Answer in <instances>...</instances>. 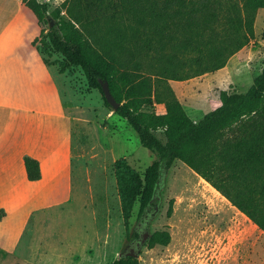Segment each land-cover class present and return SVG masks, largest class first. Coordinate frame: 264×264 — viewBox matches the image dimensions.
<instances>
[{"label": "trees", "instance_id": "16d2710c", "mask_svg": "<svg viewBox=\"0 0 264 264\" xmlns=\"http://www.w3.org/2000/svg\"><path fill=\"white\" fill-rule=\"evenodd\" d=\"M34 13L39 26L53 25L33 45L47 65L59 63V73L78 68L88 88L106 102L100 81L120 106L113 112L136 132L142 147L154 159L141 174L125 158L113 165L121 217L128 239L133 208L137 219L158 207V191L164 175L178 161L190 168L225 197L264 233V61L261 72L244 93L220 91V105L198 121L187 115L182 104L165 85L175 74L179 54L192 76L213 72L230 56L254 39L256 11L264 0H65L59 7L37 0H22ZM64 13L66 18L62 15ZM264 42V29L261 34ZM154 53L165 66L147 64L156 75L155 84L142 72L139 59ZM53 55L60 62L50 60ZM156 85L162 86L161 94ZM164 103L156 114L144 107ZM29 181L40 179L39 164L24 158ZM169 201L167 215L172 213ZM166 230L150 233L145 245L167 246ZM106 264H139L138 258L118 257Z\"/></svg>", "mask_w": 264, "mask_h": 264}, {"label": "rangeland", "instance_id": "374dc122", "mask_svg": "<svg viewBox=\"0 0 264 264\" xmlns=\"http://www.w3.org/2000/svg\"><path fill=\"white\" fill-rule=\"evenodd\" d=\"M59 7L65 0H37ZM241 4V0H237ZM66 18V15L62 13ZM44 33L49 25L40 26ZM264 8L256 11L254 39L230 56L223 68L192 76L184 67L186 56L179 54L175 74L182 80L166 79L165 85L182 104L192 119H201L220 105V91L244 93L262 69L264 42ZM50 60L60 62L59 55ZM142 72L155 84L156 75L147 64L165 66L153 52L144 59ZM58 73L59 63H55ZM61 80L65 94L78 105L82 114L104 123L111 112L103 104L101 94L88 88L78 68L66 71ZM157 93L163 87L156 85ZM156 114L165 112L164 103L153 102L144 107ZM113 130L103 143L113 144L118 158L143 173L154 155L142 147L134 129L122 118L106 119ZM102 123V124H103ZM114 127V128H111ZM113 137V140L111 138ZM75 171L73 191L68 203L36 212L25 229L20 246L13 253H0V264H106L119 257L136 239H128L121 217L120 201L112 166L88 163L87 172ZM159 204L149 216L137 219L136 203L130 219V231L150 233L166 230L171 240L167 246L147 248V236L139 264H264V233L225 197L190 168L178 161L164 175L158 191ZM172 213L168 216L169 201ZM146 221V223L144 222Z\"/></svg>", "mask_w": 264, "mask_h": 264}, {"label": "crops", "instance_id": "0c3cea01", "mask_svg": "<svg viewBox=\"0 0 264 264\" xmlns=\"http://www.w3.org/2000/svg\"><path fill=\"white\" fill-rule=\"evenodd\" d=\"M41 27L22 0H0V253L20 246L32 216L71 199L73 176L88 163L108 168L119 159L105 122L82 114L57 73L33 45ZM198 121V119H193ZM114 128V127H111ZM112 141L113 137L111 138ZM39 164L29 181L24 158Z\"/></svg>", "mask_w": 264, "mask_h": 264}, {"label": "water", "instance_id": "95a60500", "mask_svg": "<svg viewBox=\"0 0 264 264\" xmlns=\"http://www.w3.org/2000/svg\"><path fill=\"white\" fill-rule=\"evenodd\" d=\"M52 25L53 22L51 21L49 26L51 27ZM100 84H101L102 94L106 102L111 106L112 111L114 112L120 106V104L112 96L108 87V83L100 81ZM144 222L146 223V221ZM137 233L139 234L138 238L135 241H133L132 244L128 248H126V250L122 254H119V258L126 256L138 258L139 252L142 246L144 245L147 236H149V233L147 232L143 234H140V232Z\"/></svg>", "mask_w": 264, "mask_h": 264}]
</instances>
